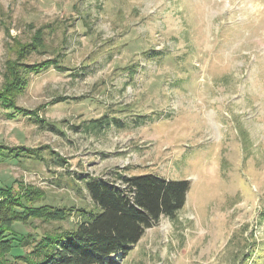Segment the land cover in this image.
Instances as JSON below:
<instances>
[{
  "label": "rangeland",
  "instance_id": "374dc122",
  "mask_svg": "<svg viewBox=\"0 0 264 264\" xmlns=\"http://www.w3.org/2000/svg\"><path fill=\"white\" fill-rule=\"evenodd\" d=\"M10 83L44 121L0 104V146L40 150L0 158V186L72 211L16 222L8 258L80 222L87 178L154 172L186 204L108 264H264V0H0Z\"/></svg>",
  "mask_w": 264,
  "mask_h": 264
},
{
  "label": "trees",
  "instance_id": "16d2710c",
  "mask_svg": "<svg viewBox=\"0 0 264 264\" xmlns=\"http://www.w3.org/2000/svg\"><path fill=\"white\" fill-rule=\"evenodd\" d=\"M56 64L55 60L44 61L32 68L29 66L26 71L37 72L51 65L61 67ZM21 84L18 82V87ZM9 85L11 83L6 85L4 91H0V104L12 110L11 113L37 116L35 110L16 104L15 98L8 95L11 92ZM36 119L44 121L43 117L37 116ZM34 154L39 155L40 150L0 146V158L32 157ZM62 161L65 162V159ZM115 173L114 180H85L93 208L73 207L81 219L74 228H58L38 238L26 237L22 246L30 245V248L15 255L13 259L7 257L14 247L13 239L7 235L14 231L16 222L26 225L30 224L33 217L65 218L67 210L72 211V208H60L50 203L39 204L38 197L29 188L24 190L25 193L16 195L11 192L13 188L0 186V256L3 257H0V264L112 263L113 255H128L146 229L154 227L162 217L174 219L186 204L191 188L188 179H169L154 172Z\"/></svg>",
  "mask_w": 264,
  "mask_h": 264
}]
</instances>
